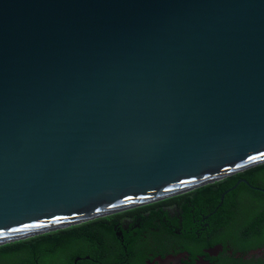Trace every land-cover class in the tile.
Wrapping results in <instances>:
<instances>
[{"label": "water", "instance_id": "1", "mask_svg": "<svg viewBox=\"0 0 264 264\" xmlns=\"http://www.w3.org/2000/svg\"><path fill=\"white\" fill-rule=\"evenodd\" d=\"M261 163L264 0H0V245Z\"/></svg>", "mask_w": 264, "mask_h": 264}, {"label": "trees", "instance_id": "2", "mask_svg": "<svg viewBox=\"0 0 264 264\" xmlns=\"http://www.w3.org/2000/svg\"><path fill=\"white\" fill-rule=\"evenodd\" d=\"M225 190L227 191L218 205ZM173 203L183 204L187 208L194 207V213L199 220H202L206 213H210L208 218L204 219L207 222L204 229L210 234L213 243L222 245V262L231 259L233 264H248L253 260L257 264H264V251L263 258L250 256L243 259L249 250L264 247V163L130 210L4 243L0 245V252L11 249L20 251L22 264H41L46 258L62 254L68 246L70 258L78 254H92L96 249L94 256L99 259L103 257L107 261L113 254L106 241L110 242L115 237L116 218L135 210L136 218L146 213L149 221L145 224L152 225L154 219L162 216L156 209ZM100 222H103L101 226L98 225ZM194 228L197 231L196 226ZM186 235L193 243L189 251L201 253V247L204 246L201 238L193 231H188ZM137 237L136 234L132 236V244ZM37 240L38 245H35L33 242ZM116 250L121 252L120 248ZM41 252H45L46 258ZM12 256H15V252Z\"/></svg>", "mask_w": 264, "mask_h": 264}, {"label": "flooded vegetation", "instance_id": "3", "mask_svg": "<svg viewBox=\"0 0 264 264\" xmlns=\"http://www.w3.org/2000/svg\"><path fill=\"white\" fill-rule=\"evenodd\" d=\"M162 200V199H161ZM158 201V200H157ZM152 203V202H149ZM148 204V203H146ZM145 205V204H143ZM142 206V205H139ZM190 206V205H189ZM138 207V206H135ZM133 207V208H135ZM123 209L111 214L119 213ZM162 216L153 220L152 225H146L149 221L148 215L143 213L141 217L136 218L137 211H131L120 218H116L115 237L106 245L112 250V257L107 260L94 256L96 249L92 254H78L73 258L69 256V247L62 254L46 258L41 264H233L229 259L226 262L224 255H221L222 245L213 243L210 234L206 233L204 226L210 213H206L202 220H199L194 213V207L183 204L173 203L162 208L156 209ZM136 212V213H135ZM110 215V214H109ZM102 217V216H100ZM98 218V217H97ZM103 222L98 223L101 226ZM197 231L195 230V227ZM141 230V231H139ZM195 232L201 238V253L192 252L190 246L191 239L187 238V232ZM138 235L134 244L131 243L132 236ZM12 242V241H10ZM8 243V242H6ZM38 245V240L33 242ZM69 244V243H68ZM2 245V244H1ZM196 245V244H194ZM120 248L121 252H117ZM193 248V247H192ZM191 248V249H192ZM263 248L251 249L243 256V259L250 256L263 258ZM15 252V256L12 253ZM231 253V250L228 252ZM21 252L10 250L0 252V264H22ZM248 264H257L250 260Z\"/></svg>", "mask_w": 264, "mask_h": 264}, {"label": "rangeland", "instance_id": "4", "mask_svg": "<svg viewBox=\"0 0 264 264\" xmlns=\"http://www.w3.org/2000/svg\"><path fill=\"white\" fill-rule=\"evenodd\" d=\"M133 208V207H132ZM127 209H129V208H127Z\"/></svg>", "mask_w": 264, "mask_h": 264}]
</instances>
